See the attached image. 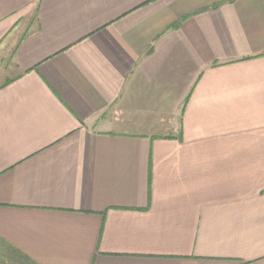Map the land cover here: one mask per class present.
Returning <instances> with one entry per match:
<instances>
[{"label": "crops", "instance_id": "0c3cea01", "mask_svg": "<svg viewBox=\"0 0 264 264\" xmlns=\"http://www.w3.org/2000/svg\"><path fill=\"white\" fill-rule=\"evenodd\" d=\"M0 243L264 264V0H0Z\"/></svg>", "mask_w": 264, "mask_h": 264}, {"label": "rangeland", "instance_id": "374dc122", "mask_svg": "<svg viewBox=\"0 0 264 264\" xmlns=\"http://www.w3.org/2000/svg\"><path fill=\"white\" fill-rule=\"evenodd\" d=\"M0 264H32L18 256L16 252L0 243Z\"/></svg>", "mask_w": 264, "mask_h": 264}]
</instances>
